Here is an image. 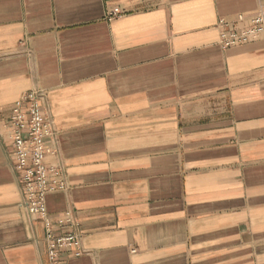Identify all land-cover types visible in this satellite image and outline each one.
Wrapping results in <instances>:
<instances>
[{
	"label": "crops",
	"instance_id": "0c3cea01",
	"mask_svg": "<svg viewBox=\"0 0 264 264\" xmlns=\"http://www.w3.org/2000/svg\"><path fill=\"white\" fill-rule=\"evenodd\" d=\"M260 9L0 0V264H49L8 136L31 89L56 127L46 161L70 185L48 213L72 211L83 235L60 264H264V39L228 48L218 25Z\"/></svg>",
	"mask_w": 264,
	"mask_h": 264
},
{
	"label": "built area",
	"instance_id": "2783aa9c",
	"mask_svg": "<svg viewBox=\"0 0 264 264\" xmlns=\"http://www.w3.org/2000/svg\"><path fill=\"white\" fill-rule=\"evenodd\" d=\"M120 7L108 10L109 20L123 15ZM220 44L231 48L264 39V9L251 16L239 15L235 20L221 18ZM8 123V136L13 144L15 168L21 173L24 202L28 211L40 217L45 224L49 264H60L63 250L83 251L82 232L72 211L60 216H50L46 196L59 190H68L70 185L63 165L49 164L46 161L48 140L56 135V127L47 110V95L44 90L31 89L17 100L11 109ZM57 230H62L56 235Z\"/></svg>",
	"mask_w": 264,
	"mask_h": 264
}]
</instances>
